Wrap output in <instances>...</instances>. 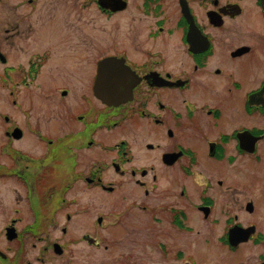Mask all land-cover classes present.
<instances>
[{
    "label": "flooded vegetation",
    "instance_id": "1",
    "mask_svg": "<svg viewBox=\"0 0 264 264\" xmlns=\"http://www.w3.org/2000/svg\"><path fill=\"white\" fill-rule=\"evenodd\" d=\"M0 127V177L40 204L0 227V264H150L129 214L152 264H199L193 217L263 246L234 206L264 162V0H0Z\"/></svg>",
    "mask_w": 264,
    "mask_h": 264
},
{
    "label": "rangeland",
    "instance_id": "2",
    "mask_svg": "<svg viewBox=\"0 0 264 264\" xmlns=\"http://www.w3.org/2000/svg\"><path fill=\"white\" fill-rule=\"evenodd\" d=\"M1 132L2 131L0 127V143L3 139L1 137ZM17 145H15L17 148H19L20 146L25 150L29 149L27 148V142L25 140H21L19 141V143L17 142ZM3 149L7 151V147H3ZM5 151H0V163L2 164H8L10 160L8 158V153ZM0 169L5 170L6 167L0 165ZM247 171L249 172V174H252V178H245V182L247 181L249 183L246 184L248 186V191L244 190V193L240 195V202L239 205L234 206V209H237L234 211V213L238 214V221L240 223L245 225L255 223L258 226V231L264 233V162L255 165L252 164ZM128 187L131 188V186ZM71 195H73L72 192L68 193L66 197H69ZM122 195H125L124 190H122ZM94 196L97 198L99 196H102V194L101 192H95ZM110 196H112L110 197L112 202L104 200V197L100 198L99 200L97 199L96 203L94 202V210L91 211V215L93 217L91 218L92 220H95V216L98 212L119 213L130 201L125 199L117 200L116 196H121L120 192ZM38 199L39 198H37L36 194L31 193L29 190L26 191L24 184L20 181L12 178L0 177V227L6 225L9 218L13 214L29 212V206L33 208V210L39 209L40 204ZM248 201H250L253 206L251 212L247 208L249 205V203L247 204ZM107 202L111 203L108 205ZM57 213H60V211H58ZM252 213H254V215H252ZM123 214H125V212ZM114 218L115 217L111 214L110 219L113 220ZM134 218L135 214H129L125 219L123 218V220H120V222L123 221L122 224L126 223V230L138 229L140 239L139 242L142 247L137 250L139 251L142 258H144L145 255L149 254L150 264H152V255L151 253L147 252L149 248H144L146 247L145 236H147L150 232L146 228L151 226L139 227L133 220ZM193 218L190 224L197 231H200V233H192L191 235H189V238L187 237V239H184V241L179 243L178 245L180 247H184L185 249L188 248L191 256L195 258L197 256L198 259H196L198 260L199 264H260L258 256L260 254L264 255V244H262L263 246H260L257 243L248 241L244 244H241L242 246L237 251H235L233 255L232 253L227 252L226 249L221 248L217 241L218 235L222 233V227L224 225L223 220L221 221L222 223L220 225H217L213 222L206 223L201 219ZM54 236L55 237L52 238L60 237L56 234H54ZM80 244L82 243L79 242L78 245ZM131 244H135V242H132ZM127 250L133 249L130 248ZM116 255L118 254H115L111 257L112 261L109 264H115L114 262ZM200 255H202V258H199ZM50 260L51 264L64 262L62 257L51 258Z\"/></svg>",
    "mask_w": 264,
    "mask_h": 264
},
{
    "label": "water",
    "instance_id": "3",
    "mask_svg": "<svg viewBox=\"0 0 264 264\" xmlns=\"http://www.w3.org/2000/svg\"><path fill=\"white\" fill-rule=\"evenodd\" d=\"M248 210L251 212L253 209L252 204L250 203L248 205ZM255 228L249 227L247 229H244L239 226H235L229 231V243L231 246L236 247L240 243L247 242L250 238V236L254 233Z\"/></svg>",
    "mask_w": 264,
    "mask_h": 264
}]
</instances>
